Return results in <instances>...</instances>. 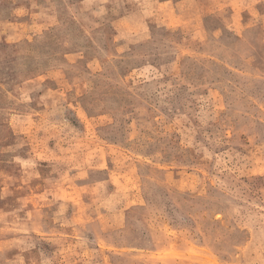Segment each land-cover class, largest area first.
I'll return each instance as SVG.
<instances>
[{"label": "rangeland", "instance_id": "1", "mask_svg": "<svg viewBox=\"0 0 264 264\" xmlns=\"http://www.w3.org/2000/svg\"><path fill=\"white\" fill-rule=\"evenodd\" d=\"M0 264H264V0H0Z\"/></svg>", "mask_w": 264, "mask_h": 264}]
</instances>
